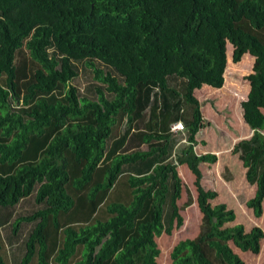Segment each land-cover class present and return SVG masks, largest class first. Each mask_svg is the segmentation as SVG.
I'll return each instance as SVG.
<instances>
[{"label":"trees","instance_id":"obj_1","mask_svg":"<svg viewBox=\"0 0 264 264\" xmlns=\"http://www.w3.org/2000/svg\"><path fill=\"white\" fill-rule=\"evenodd\" d=\"M227 43L233 63L255 59L241 102L253 133L232 152L261 218L264 0H0V228L9 241L28 228L17 264H135L142 252L141 264H158L156 239L184 225L181 165L195 177L202 220L172 264L260 255L264 230L228 226L235 213L213 204L201 169L216 155L195 150L204 120L195 92L223 86ZM19 51L28 64L18 65ZM81 73L84 88L73 84ZM177 121L184 131L171 130ZM30 197L37 208L12 220Z\"/></svg>","mask_w":264,"mask_h":264},{"label":"rangeland","instance_id":"obj_2","mask_svg":"<svg viewBox=\"0 0 264 264\" xmlns=\"http://www.w3.org/2000/svg\"><path fill=\"white\" fill-rule=\"evenodd\" d=\"M226 56L227 64L223 86L220 89L203 86L195 92L204 115L203 123L197 134L198 144L195 150L198 155L205 153L216 155V163L201 164V169L204 174L205 187L217 193L213 204L223 203L235 213V221L228 226L241 224L248 232L254 226L264 230V213L261 218H257L246 204L254 197L256 188L247 183L246 169L242 166L238 155L232 152L237 141L248 138L253 133L243 120L241 102L247 99L250 90V83L246 78L253 71L255 59L250 54H246L240 62L233 63L231 61L232 45L229 43L226 44ZM17 62L19 66H22L23 63L28 64L30 62L28 53L19 51ZM89 76L90 74L81 73L73 81V84L78 88H84L86 78ZM4 82L5 77L0 78V85H4ZM181 137L182 139L185 137L184 133L178 134L179 141ZM143 148H145L144 145ZM180 149L181 145L177 151L179 152ZM178 172L184 183L182 197L179 200L184 225L182 228L174 230L171 235L163 234L156 239L161 251L158 264H172L171 253L178 243L182 240L195 238L200 232L202 214L196 202L195 177L185 165L179 166ZM190 197L193 198L192 205H188ZM33 201V197H30L17 204L11 210L12 220L26 216L36 209ZM6 228H0V255L5 264H17L19 262L17 259L21 258L19 251L21 240L28 228L23 229L20 239L13 238L11 241L8 238L11 237V233ZM234 252L245 264H264V240L262 251L258 256L241 254L237 250ZM140 254L143 256V252ZM141 255L136 258L135 264H141Z\"/></svg>","mask_w":264,"mask_h":264},{"label":"built area","instance_id":"obj_3","mask_svg":"<svg viewBox=\"0 0 264 264\" xmlns=\"http://www.w3.org/2000/svg\"><path fill=\"white\" fill-rule=\"evenodd\" d=\"M171 130L178 133L185 130V124L182 121L174 122L171 125Z\"/></svg>","mask_w":264,"mask_h":264},{"label":"crops","instance_id":"obj_4","mask_svg":"<svg viewBox=\"0 0 264 264\" xmlns=\"http://www.w3.org/2000/svg\"><path fill=\"white\" fill-rule=\"evenodd\" d=\"M206 86V85H205ZM207 87H210V86H207ZM206 154V153H205ZM208 164V163H207ZM254 187V186H253Z\"/></svg>","mask_w":264,"mask_h":264}]
</instances>
